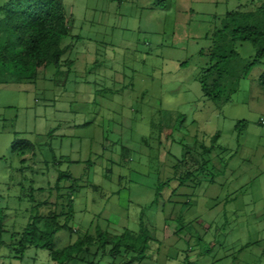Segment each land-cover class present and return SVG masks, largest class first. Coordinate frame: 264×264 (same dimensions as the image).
Segmentation results:
<instances>
[{"label":"rangeland","instance_id":"obj_1","mask_svg":"<svg viewBox=\"0 0 264 264\" xmlns=\"http://www.w3.org/2000/svg\"><path fill=\"white\" fill-rule=\"evenodd\" d=\"M17 1L0 0V18ZM262 3L64 0L71 35L60 66L33 80L0 74V264H59L40 247L15 258L12 233L32 215L66 212L58 195L74 181L68 223L78 231H58L54 245L92 238L69 264H264V57L239 79L257 49L238 44L221 81L223 98L235 89L228 101L209 98L200 83L208 63L200 51L227 13ZM20 138L33 143L24 154L12 149ZM186 149L197 165L175 167ZM60 172L73 178L58 184ZM42 200L53 205L37 208ZM138 232L148 249L131 260L119 237Z\"/></svg>","mask_w":264,"mask_h":264},{"label":"trees","instance_id":"obj_2","mask_svg":"<svg viewBox=\"0 0 264 264\" xmlns=\"http://www.w3.org/2000/svg\"><path fill=\"white\" fill-rule=\"evenodd\" d=\"M163 1V0H161ZM21 4L22 9L14 8V5ZM156 4L163 5V2L156 1ZM71 35L69 26V14L65 8L64 0H24L17 1L5 7V14L0 18V74L10 72L21 80H33L39 69L47 68L50 65L59 67L64 61L63 56L68 47L63 45L64 38ZM213 43L208 48H202L200 53L208 58L207 65L203 68L200 76L201 88L206 96L215 101L225 102L235 91L233 89L228 98H223L222 79L229 72V61L238 55L237 46L244 41H251L256 47V55L244 71L240 73L239 79L248 74L251 67L264 57V3L255 10L242 12H228L223 21V26L213 34ZM73 63L71 60L65 61ZM261 82L264 83V73L261 75ZM225 100V101H224ZM264 118L260 121L262 122ZM237 126L242 129L247 126L246 120H239ZM221 136L216 132L213 136L216 142ZM33 143L29 139H15L13 142V152L24 154L25 151L32 149ZM207 148V147H206ZM188 149V148H187ZM186 149L183 159L175 167L183 164L189 159L195 165L196 156ZM203 152L204 149L202 148ZM26 158H22L24 164ZM197 165V164H196ZM191 174L187 171L186 175ZM73 178L69 172H60L57 183L64 178ZM78 183L70 186V191L58 198L64 199L67 204V211L51 209L47 215L35 214L30 217L21 232L12 233V249L15 251V258H22L25 251L30 247H40L49 250L51 258L59 264H69L75 258H80L83 251L89 250V240L91 235L88 233L84 237L70 242L62 248L54 245L55 235L62 229L77 232L76 228L69 225V220L73 218L74 193L77 191ZM57 204V201L55 202ZM51 201L42 200L35 204L37 208L41 206H51ZM55 204V206H56ZM53 205V204H52ZM64 205V204H63ZM7 209L0 206V232L3 231L7 218ZM64 219V220H63ZM143 225V223H142ZM97 231H101L97 227ZM139 234V232H138ZM17 235L19 238L17 239ZM119 241L126 247V251H132L135 256L133 259L144 258L148 249V238L144 232H140L132 240L120 236ZM1 242V240H0ZM109 243H111L109 241ZM113 256L120 253L119 249H111Z\"/></svg>","mask_w":264,"mask_h":264},{"label":"built area","instance_id":"obj_3","mask_svg":"<svg viewBox=\"0 0 264 264\" xmlns=\"http://www.w3.org/2000/svg\"><path fill=\"white\" fill-rule=\"evenodd\" d=\"M262 122L264 123V120H262Z\"/></svg>","mask_w":264,"mask_h":264}]
</instances>
